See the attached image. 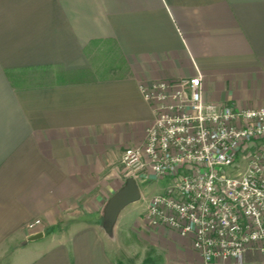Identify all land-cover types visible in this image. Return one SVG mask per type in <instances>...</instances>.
<instances>
[{
  "label": "crops",
  "instance_id": "0c3cea01",
  "mask_svg": "<svg viewBox=\"0 0 264 264\" xmlns=\"http://www.w3.org/2000/svg\"><path fill=\"white\" fill-rule=\"evenodd\" d=\"M104 41L123 76L21 83L89 71L88 46ZM197 73L205 101L264 107V0H0V263L118 264L112 233L148 201L136 182L139 198L107 228L106 205L127 181L110 152L144 140L153 111L141 84ZM158 227L160 264H264L257 250L204 263L190 239Z\"/></svg>",
  "mask_w": 264,
  "mask_h": 264
},
{
  "label": "built area",
  "instance_id": "2783aa9c",
  "mask_svg": "<svg viewBox=\"0 0 264 264\" xmlns=\"http://www.w3.org/2000/svg\"><path fill=\"white\" fill-rule=\"evenodd\" d=\"M153 119L120 155L126 178L168 179L144 217L190 239L204 263L264 253V107L203 99L201 75L141 84ZM42 225L36 218L30 232Z\"/></svg>",
  "mask_w": 264,
  "mask_h": 264
},
{
  "label": "rangeland",
  "instance_id": "374dc122",
  "mask_svg": "<svg viewBox=\"0 0 264 264\" xmlns=\"http://www.w3.org/2000/svg\"><path fill=\"white\" fill-rule=\"evenodd\" d=\"M89 50V64L90 70L85 73L78 74H61L58 71L48 69L44 76L45 78H31L28 80H22L26 86H38L42 84H52V83H67L75 81H92L101 80L107 78H117L125 74L126 64L122 61L115 45L112 42H94L88 46ZM30 71H43L39 69H33ZM123 147L118 150V155L110 152L109 163L113 167H119L122 169L120 162V155ZM121 166V167H120ZM168 179L156 180L154 177H150L149 180L139 182L140 188L142 190V200L143 202L149 201L150 197L160 191L161 188L165 187ZM141 202V204L143 203ZM145 213V212H144ZM125 226L113 231L115 240L113 241V249L111 250V255L114 260L119 264H160L161 254L159 249L153 245V242L163 241L164 237L157 235L156 227L152 228L147 225L144 214L142 213L138 217L137 222H126ZM63 226V225H62ZM61 225H56L53 227L54 233L60 232ZM135 227H138L137 230ZM159 228V227H157ZM47 233V234H51ZM147 262V263H145ZM1 264V263H0Z\"/></svg>",
  "mask_w": 264,
  "mask_h": 264
},
{
  "label": "water",
  "instance_id": "95a60500",
  "mask_svg": "<svg viewBox=\"0 0 264 264\" xmlns=\"http://www.w3.org/2000/svg\"><path fill=\"white\" fill-rule=\"evenodd\" d=\"M140 196L136 181L127 178L126 184L118 190L110 199L105 208V223L111 231V226L120 211L127 203L138 199ZM43 237V232H37L28 237V240H37Z\"/></svg>",
  "mask_w": 264,
  "mask_h": 264
},
{
  "label": "trees",
  "instance_id": "16d2710c",
  "mask_svg": "<svg viewBox=\"0 0 264 264\" xmlns=\"http://www.w3.org/2000/svg\"><path fill=\"white\" fill-rule=\"evenodd\" d=\"M50 232H52V230H50V229H45V233H50ZM145 263H147V262H145ZM119 264V263H118Z\"/></svg>",
  "mask_w": 264,
  "mask_h": 264
}]
</instances>
